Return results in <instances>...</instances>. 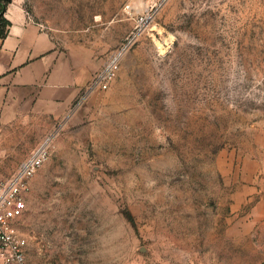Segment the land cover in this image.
Instances as JSON below:
<instances>
[{
  "label": "rangeland",
  "instance_id": "1",
  "mask_svg": "<svg viewBox=\"0 0 264 264\" xmlns=\"http://www.w3.org/2000/svg\"><path fill=\"white\" fill-rule=\"evenodd\" d=\"M132 2L25 0L97 73L123 50L32 180L30 264H264V0H165L142 27Z\"/></svg>",
  "mask_w": 264,
  "mask_h": 264
},
{
  "label": "crops",
  "instance_id": "2",
  "mask_svg": "<svg viewBox=\"0 0 264 264\" xmlns=\"http://www.w3.org/2000/svg\"><path fill=\"white\" fill-rule=\"evenodd\" d=\"M6 17L12 25L0 39V182L60 130L98 71L97 63L60 49L29 17L25 0H13Z\"/></svg>",
  "mask_w": 264,
  "mask_h": 264
},
{
  "label": "built area",
  "instance_id": "3",
  "mask_svg": "<svg viewBox=\"0 0 264 264\" xmlns=\"http://www.w3.org/2000/svg\"><path fill=\"white\" fill-rule=\"evenodd\" d=\"M165 0H144L141 7L136 2L126 5V12L135 16L142 27L152 20L153 12ZM140 9V10H139ZM123 50H117L108 58L103 69L91 80L79 99V103L97 90L106 91L118 77L121 70ZM56 141V134L45 136L31 154L20 163L10 177L0 182V264H30L25 240L19 230V222L28 209L27 194L33 178L50 159Z\"/></svg>",
  "mask_w": 264,
  "mask_h": 264
},
{
  "label": "trees",
  "instance_id": "4",
  "mask_svg": "<svg viewBox=\"0 0 264 264\" xmlns=\"http://www.w3.org/2000/svg\"><path fill=\"white\" fill-rule=\"evenodd\" d=\"M13 0H0V39L8 36L11 21L6 17V12Z\"/></svg>",
  "mask_w": 264,
  "mask_h": 264
}]
</instances>
